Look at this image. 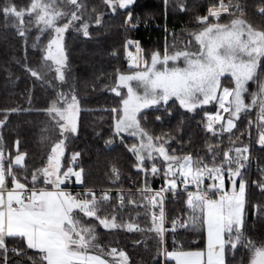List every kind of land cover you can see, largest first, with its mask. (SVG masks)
Returning <instances> with one entry per match:
<instances>
[{
	"label": "snow or ice",
	"instance_id": "obj_1",
	"mask_svg": "<svg viewBox=\"0 0 264 264\" xmlns=\"http://www.w3.org/2000/svg\"><path fill=\"white\" fill-rule=\"evenodd\" d=\"M103 3L116 13L117 9L128 8L134 0H103ZM179 7L185 10L183 3ZM92 12L95 24L101 25L103 13L96 9ZM259 13L264 15V7L259 8ZM86 14L82 0H31L26 9L6 0L0 7V15L6 21L8 18L16 21L13 26L20 37L26 39L27 33L35 28L34 48L44 34L49 35L40 49L39 67H26V71L39 81L54 73V79L61 84L67 82L68 67L64 34L78 23L77 30L88 37L92 17L85 19ZM222 14L231 17L228 23L220 22ZM25 16L29 17L27 23ZM244 16L238 2L218 0L207 8L206 15L196 18L200 28L189 34L182 47L173 44V51L167 46L163 54L154 51L150 61L144 58L139 41L125 42L128 71L117 70L114 86L110 88L119 98L118 105L110 109L112 134L122 142L125 135L136 140L126 147L135 158L133 167L144 176V185L138 189L144 203L137 206H143L146 214H150L151 226L147 229L134 221L119 222L116 210L102 214V207L111 200L107 191L98 197L91 188L75 195L68 190L73 178L75 184H84V168L79 165L81 153L72 152L66 157L67 143L79 131L80 107L74 91L57 93L56 99L43 109L52 122V128L45 131L55 132L57 139L43 138L51 140L50 151L43 165L31 170L30 180L27 153L20 151V141H15V155L6 153L0 135V264H11L10 255L26 256V250H33L39 257L34 260L29 256L32 264H129L124 250L116 247L105 250L98 243L97 227L154 233L157 256L163 257L165 264L169 260L175 264H227L226 256L240 246L249 253L248 264H264V243L257 244L244 232L249 188L245 175L251 145L244 144L239 137L230 138V146L223 151L219 144H208L210 162H207L205 157L191 153L170 152V137L154 136L142 124L146 110L163 111L171 116L170 108L178 105L186 112L204 111L203 128L217 137L232 133L237 121L256 109L255 121H247L249 136L255 124L256 143L264 150V79L259 78L264 66V30L255 28ZM125 24L135 27L131 12ZM132 46L135 54L128 51ZM249 82L257 83L256 91L249 92ZM248 97L250 102H246ZM209 105L215 107L214 112L207 111ZM27 111L31 109L4 110L0 129L6 127L10 115ZM155 119L159 121L161 116ZM105 143L111 144L112 140ZM158 160L162 167L157 165ZM112 172L119 179L118 169L113 167ZM156 177L163 179L159 189H153L149 183L150 178ZM252 183L264 193V177ZM181 186L186 194L187 219H172L168 228L164 194L171 192L175 196ZM117 199L123 207L124 195L118 193ZM155 209H159L158 213ZM254 210L258 214L264 211L259 204ZM178 228L202 231L206 250L185 251L181 247L169 251L165 234L171 232L175 245ZM16 264L23 261L17 260Z\"/></svg>",
	"mask_w": 264,
	"mask_h": 264
},
{
	"label": "trees",
	"instance_id": "obj_2",
	"mask_svg": "<svg viewBox=\"0 0 264 264\" xmlns=\"http://www.w3.org/2000/svg\"><path fill=\"white\" fill-rule=\"evenodd\" d=\"M5 2L6 0H0V7H3ZM82 2L87 7L85 19L92 17L90 35L85 37L78 31V23L66 32L64 45L68 67L67 82L63 84L54 79V73L44 81H39L26 71V67H39L40 49L47 43L49 35L44 34L39 46L34 48L37 35L34 27L25 39L18 35L16 27L13 26L16 23L14 18H8L6 21L3 15H0V118H3L6 109H31L10 115L6 127L0 129V135L3 137L6 153L15 155V141H20V151L27 153L30 180L31 170L41 167L50 151L51 140L43 138L50 136L51 139H57L55 132L45 131L52 128V122L43 109L56 99L57 93L74 91L80 107L79 131L67 143L66 157H70L72 152L81 153L79 165L84 168V184L78 185L74 182L70 191L82 193L91 188L98 197L107 191L111 200L102 207V214H111L116 210L119 222L134 221L147 229L151 226L150 214H146L143 206H137L144 203L138 192L144 185V176L137 173L133 167L135 158L126 147L136 140L124 136L122 142L120 137L113 136L110 109L118 105L119 98L110 88L114 86L117 70L128 71L124 47L127 40L139 41L144 58L149 61L154 51L163 54L166 46L169 51H173V44L180 48L189 40V34L200 28L196 18L206 15L207 8L218 3V0H167V3L165 0H135L128 8L117 9L116 13H112L103 0ZM227 2L228 0H225V3ZM237 2L244 10V18L255 28L264 30V15L259 13V8L264 7V0H233V3ZM12 3L18 8L26 9L31 0H12ZM180 3H183L185 10H180ZM93 9L103 13L101 25L95 24ZM129 12L132 13V23L135 27L125 24ZM230 19L228 14H222L220 22L228 23ZM25 21H29L28 16H25ZM133 49L134 46L128 51ZM261 73L259 78L264 79V66ZM256 86L254 82H250L249 92ZM170 111L171 116L163 111L146 110L142 124L154 136H169V151L175 150L177 155L191 153L193 156L205 157L206 161L210 162L206 147L208 144H219L220 150L223 151L230 146V138L235 140L239 137L244 144L251 145L250 164L245 175L249 188L244 232L247 238L257 244L264 243V211L258 214L254 210L257 204L264 209V193L252 183L264 177V150L256 143L258 133L255 124L249 136L247 123L249 119L255 121L256 109L237 121L238 126L232 133L217 137L204 130V111L197 109L195 112H186L178 105L171 107ZM207 111H215V107L209 105ZM158 115L161 116L159 121L155 119ZM109 139L112 143L106 144ZM157 165L162 167L159 160ZM113 167L118 169L119 179L114 177ZM17 171L19 172V169ZM149 183L153 189H159L163 179L150 178ZM118 193L124 195L123 207H120L117 199ZM164 197L166 227L170 228L171 220L177 217L187 219L186 194L182 188L175 196L167 192ZM129 200L134 203L130 204ZM155 211L158 213L159 209ZM97 233L98 243L105 250L110 247L124 250L128 254L129 264H165L163 257L157 256V238L154 233L108 231L103 227H97ZM205 238L202 231L178 228L176 244H173L171 232H167L165 246L168 250L181 247L183 250L203 249ZM12 246L10 242L9 247ZM26 252L27 255L23 257L10 255L11 264H16L17 260H22L23 264H32L29 256L34 260L39 259L33 250ZM249 258L248 251L240 246L235 253L226 256V261L227 264H248Z\"/></svg>",
	"mask_w": 264,
	"mask_h": 264
},
{
	"label": "rangeland",
	"instance_id": "obj_3",
	"mask_svg": "<svg viewBox=\"0 0 264 264\" xmlns=\"http://www.w3.org/2000/svg\"><path fill=\"white\" fill-rule=\"evenodd\" d=\"M135 1V0H134ZM67 32V31H66ZM66 32H65V34H64V38H65V36H66ZM44 36V35H43ZM42 36V37H43ZM41 37V38H42ZM46 45V44H45ZM133 54H135V52H136V50H135V46H134V49L131 51ZM144 56V55H143ZM182 66V65H181ZM51 75V73H49L48 74V76H50ZM249 84H250V82H249ZM253 91H255V89L254 90H251V92H253ZM246 102H250V97H249V99H247L246 100ZM212 107V106H211ZM225 115H227V114H225ZM126 136V135H125ZM207 183V182H206ZM181 188H182V186H181ZM205 245H206V238H205ZM196 250H206V248L204 247L203 249H196ZM169 251H172V250H169ZM185 251H195V250H185ZM170 262H173V263H170V264H175V261H172V260H169Z\"/></svg>",
	"mask_w": 264,
	"mask_h": 264
},
{
	"label": "crops",
	"instance_id": "obj_4",
	"mask_svg": "<svg viewBox=\"0 0 264 264\" xmlns=\"http://www.w3.org/2000/svg\"><path fill=\"white\" fill-rule=\"evenodd\" d=\"M225 83H226V81H225ZM256 85H257V83H255ZM255 89V91L257 90V86H256V88H253L252 90H254ZM212 112H214V111H212ZM40 186L41 187H43L44 185H43V183L41 182V184H40ZM70 191V190H69ZM72 192V191H71ZM74 195L76 194V193H74V192H72ZM170 263H173V262H170V261H168V264H170Z\"/></svg>",
	"mask_w": 264,
	"mask_h": 264
},
{
	"label": "built area",
	"instance_id": "obj_5",
	"mask_svg": "<svg viewBox=\"0 0 264 264\" xmlns=\"http://www.w3.org/2000/svg\"><path fill=\"white\" fill-rule=\"evenodd\" d=\"M206 182L208 183V181H206ZM73 183H74V180H72V182L68 184L67 187H68L69 190H71V187H72ZM77 193H78V192H77Z\"/></svg>",
	"mask_w": 264,
	"mask_h": 264
}]
</instances>
